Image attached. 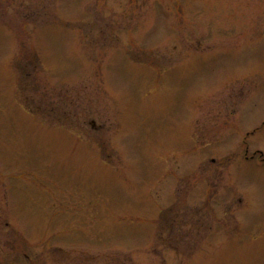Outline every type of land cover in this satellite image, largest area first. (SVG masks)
Here are the masks:
<instances>
[{
  "label": "rangeland",
  "instance_id": "1",
  "mask_svg": "<svg viewBox=\"0 0 264 264\" xmlns=\"http://www.w3.org/2000/svg\"><path fill=\"white\" fill-rule=\"evenodd\" d=\"M3 3L0 264H264V0Z\"/></svg>",
  "mask_w": 264,
  "mask_h": 264
},
{
  "label": "flooded vegetation",
  "instance_id": "2",
  "mask_svg": "<svg viewBox=\"0 0 264 264\" xmlns=\"http://www.w3.org/2000/svg\"><path fill=\"white\" fill-rule=\"evenodd\" d=\"M3 1L4 0H0V13L3 11L2 10V4H4L3 3ZM26 1L27 0H19V4H18V7H17V9L16 10H18L17 11V16H22V18H23V20L24 21H29V19H32V17H33V20L31 21L30 20V22H32V24H30V26H34L35 24H36V22H35V14H36V10H30V5H31V2L32 1H34L35 3H36V0H28V5H26ZM21 11V12H20ZM20 12V13H19ZM4 13V12H3ZM18 13H19V15H18ZM1 17V16H0ZM2 17H3V15H2ZM1 21V20H0ZM8 22V21H7ZM17 45H19L18 43L13 47L14 48V50L16 49V47H17ZM29 47V49H28V52L26 51V53L29 55H31V52H32V49L30 48V46H28ZM31 49V50H30ZM25 50H27L26 48H25ZM33 53H34V51H33ZM31 61V64H32V60H30ZM23 65L24 66H26L27 65V63H25V62H23Z\"/></svg>",
  "mask_w": 264,
  "mask_h": 264
}]
</instances>
